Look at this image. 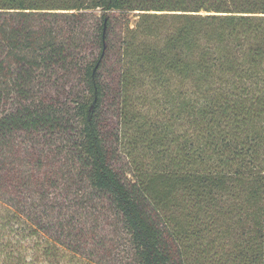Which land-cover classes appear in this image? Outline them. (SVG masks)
<instances>
[{
    "label": "trees",
    "instance_id": "1",
    "mask_svg": "<svg viewBox=\"0 0 264 264\" xmlns=\"http://www.w3.org/2000/svg\"><path fill=\"white\" fill-rule=\"evenodd\" d=\"M69 176L140 264H264V0H0V202L45 238L4 264L86 253Z\"/></svg>",
    "mask_w": 264,
    "mask_h": 264
},
{
    "label": "rangeland",
    "instance_id": "2",
    "mask_svg": "<svg viewBox=\"0 0 264 264\" xmlns=\"http://www.w3.org/2000/svg\"><path fill=\"white\" fill-rule=\"evenodd\" d=\"M92 12L96 15L93 19L102 14L99 9ZM109 15L119 17L121 14L113 11ZM123 19L124 21H130V24L135 26L139 20V14L130 13L129 16H124ZM120 31L121 26L117 25L112 33V38L115 39L117 35L119 36ZM151 103L150 101L149 107L154 113L156 110L155 105L152 106ZM155 104L158 105L159 103L155 102ZM10 108L9 103L3 106L2 110ZM13 139L8 140V146L15 145ZM26 165L29 166V164ZM56 168L57 166H55V172ZM60 171H62L61 167L58 168L57 173H60ZM79 182L75 176H69L61 183V189L62 191L67 189L71 193L80 190L79 194L74 196L71 202L72 208L69 212L77 214V217L81 219H79L81 222L79 224L80 228H84L87 231V237L93 239L85 244L83 248L85 254L81 253L76 256L71 250L63 248L65 257L59 261V264H140L137 249L132 243L131 235L121 216L116 214L106 197L93 196L90 189L85 190L84 184L86 182ZM22 228V222L13 209L6 203L0 202V264H4L5 259L10 254L15 256L23 253L29 261L32 260L33 255L35 256L40 237L37 235L32 236L28 229L22 231ZM70 232L73 233L71 240L76 241L77 237L74 235L76 231L72 230ZM44 239H40V243Z\"/></svg>",
    "mask_w": 264,
    "mask_h": 264
},
{
    "label": "water",
    "instance_id": "3",
    "mask_svg": "<svg viewBox=\"0 0 264 264\" xmlns=\"http://www.w3.org/2000/svg\"><path fill=\"white\" fill-rule=\"evenodd\" d=\"M105 30H106V26H105ZM94 106V103H93V105H92V107Z\"/></svg>",
    "mask_w": 264,
    "mask_h": 264
}]
</instances>
